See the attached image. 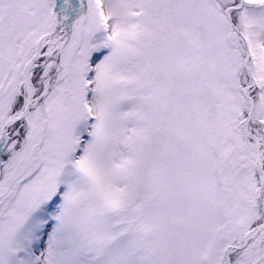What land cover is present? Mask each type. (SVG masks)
I'll use <instances>...</instances> for the list:
<instances>
[{"label":"snow or ice","instance_id":"6c2138e0","mask_svg":"<svg viewBox=\"0 0 264 264\" xmlns=\"http://www.w3.org/2000/svg\"><path fill=\"white\" fill-rule=\"evenodd\" d=\"M0 264H264V0H0Z\"/></svg>","mask_w":264,"mask_h":264}]
</instances>
